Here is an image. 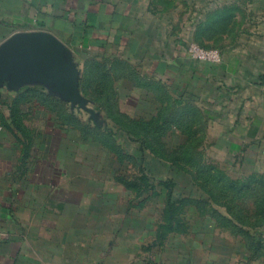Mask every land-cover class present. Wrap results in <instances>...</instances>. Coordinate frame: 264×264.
<instances>
[{"label": "rangeland", "instance_id": "374dc122", "mask_svg": "<svg viewBox=\"0 0 264 264\" xmlns=\"http://www.w3.org/2000/svg\"><path fill=\"white\" fill-rule=\"evenodd\" d=\"M246 1L152 0V11L170 42L223 59L259 33ZM139 69L91 56L69 80L58 67L5 70L0 146L42 142L69 169L61 183L76 188L72 229L119 264H264V157L231 149L214 96L177 92ZM49 81L70 94L44 95Z\"/></svg>", "mask_w": 264, "mask_h": 264}, {"label": "crops", "instance_id": "0c3cea01", "mask_svg": "<svg viewBox=\"0 0 264 264\" xmlns=\"http://www.w3.org/2000/svg\"><path fill=\"white\" fill-rule=\"evenodd\" d=\"M242 1L245 8L247 1ZM152 3L0 0V44L19 32L44 34L63 47L72 66L91 56L119 60L129 71L141 67L177 92L212 95L232 128L231 149L241 145L264 157V0H250L248 9L261 17L259 33L237 42V50H224L219 65L196 62L187 48L170 42L154 18ZM47 84L39 91L62 100L65 90ZM2 139L0 144L6 143ZM41 143L33 141L17 150L0 146V264H119L101 245L72 229L76 188L61 183L69 169L61 164L57 169L55 156L40 148Z\"/></svg>", "mask_w": 264, "mask_h": 264}, {"label": "water", "instance_id": "95a60500", "mask_svg": "<svg viewBox=\"0 0 264 264\" xmlns=\"http://www.w3.org/2000/svg\"><path fill=\"white\" fill-rule=\"evenodd\" d=\"M16 40L15 43H13ZM17 40L25 43L19 45ZM33 48V50H29ZM58 67L59 78L66 76L71 79L70 73L72 66L67 62L63 53V47L54 39L37 36L33 32H19L13 34L0 44V74L12 68L16 72L27 73L34 68L35 70L52 69ZM67 80V81H68ZM68 94L67 89L65 90Z\"/></svg>", "mask_w": 264, "mask_h": 264}, {"label": "built area", "instance_id": "2783aa9c", "mask_svg": "<svg viewBox=\"0 0 264 264\" xmlns=\"http://www.w3.org/2000/svg\"><path fill=\"white\" fill-rule=\"evenodd\" d=\"M188 56L200 63H210V64H221L222 54L219 50L205 48L196 44H191L187 48Z\"/></svg>", "mask_w": 264, "mask_h": 264}, {"label": "bare ground", "instance_id": "6f19581e", "mask_svg": "<svg viewBox=\"0 0 264 264\" xmlns=\"http://www.w3.org/2000/svg\"><path fill=\"white\" fill-rule=\"evenodd\" d=\"M16 42V40L13 42V43H15ZM17 43H19V45H24L25 46V43H22L21 41H19V40H17ZM29 50H33V48H30Z\"/></svg>", "mask_w": 264, "mask_h": 264}, {"label": "trees", "instance_id": "16d2710c", "mask_svg": "<svg viewBox=\"0 0 264 264\" xmlns=\"http://www.w3.org/2000/svg\"><path fill=\"white\" fill-rule=\"evenodd\" d=\"M205 47V46H204ZM205 48H207V47H205Z\"/></svg>", "mask_w": 264, "mask_h": 264}]
</instances>
